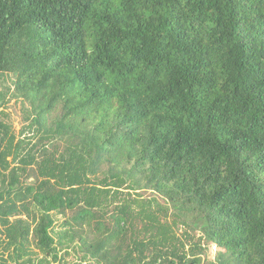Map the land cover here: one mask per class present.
<instances>
[{
	"label": "trees",
	"instance_id": "1",
	"mask_svg": "<svg viewBox=\"0 0 264 264\" xmlns=\"http://www.w3.org/2000/svg\"><path fill=\"white\" fill-rule=\"evenodd\" d=\"M4 78L0 264H264V0H0Z\"/></svg>",
	"mask_w": 264,
	"mask_h": 264
},
{
	"label": "rangeland",
	"instance_id": "2",
	"mask_svg": "<svg viewBox=\"0 0 264 264\" xmlns=\"http://www.w3.org/2000/svg\"><path fill=\"white\" fill-rule=\"evenodd\" d=\"M13 86L8 78H4L0 80V92H8L9 94L6 97L7 103L4 107V112L6 114V121L12 124L14 132L18 135V132L27 124L23 120V110H22V102L19 98H14L12 94ZM2 109H0L1 111ZM28 136V135H27ZM32 170L29 172L31 173ZM35 180V175L31 173L30 178L28 179V183H32ZM215 252L214 248H211V253L209 258L213 257V253ZM78 255L71 253L68 257H66V261L68 264H79Z\"/></svg>",
	"mask_w": 264,
	"mask_h": 264
}]
</instances>
